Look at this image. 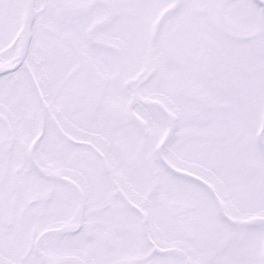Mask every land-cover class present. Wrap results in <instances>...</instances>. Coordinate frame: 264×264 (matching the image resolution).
I'll return each mask as SVG.
<instances>
[{
    "label": "snow or ice",
    "instance_id": "snow-or-ice-1",
    "mask_svg": "<svg viewBox=\"0 0 264 264\" xmlns=\"http://www.w3.org/2000/svg\"><path fill=\"white\" fill-rule=\"evenodd\" d=\"M0 264H264V0H0Z\"/></svg>",
    "mask_w": 264,
    "mask_h": 264
}]
</instances>
